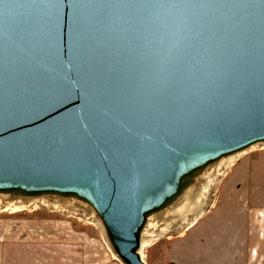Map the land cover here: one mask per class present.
<instances>
[{"label":"water","instance_id":"water-1","mask_svg":"<svg viewBox=\"0 0 264 264\" xmlns=\"http://www.w3.org/2000/svg\"><path fill=\"white\" fill-rule=\"evenodd\" d=\"M260 143L264 0H0V200L89 207L148 264L146 227Z\"/></svg>","mask_w":264,"mask_h":264},{"label":"rangeland","instance_id":"rangeland-1","mask_svg":"<svg viewBox=\"0 0 264 264\" xmlns=\"http://www.w3.org/2000/svg\"><path fill=\"white\" fill-rule=\"evenodd\" d=\"M255 183V186L253 185ZM264 196V148L240 156L222 177L208 211L187 229L170 233L145 248L148 264H216L220 248L230 246L232 212L236 197ZM0 220L18 223L28 229L32 239L47 246L46 251H29L28 258L115 259L101 231L89 220L58 208L31 206L0 211ZM219 228L223 237L219 235ZM51 246H56L51 247ZM38 254V256L35 255ZM116 260V259H115Z\"/></svg>","mask_w":264,"mask_h":264},{"label":"crops","instance_id":"crops-1","mask_svg":"<svg viewBox=\"0 0 264 264\" xmlns=\"http://www.w3.org/2000/svg\"><path fill=\"white\" fill-rule=\"evenodd\" d=\"M231 201L236 203V210L232 212L231 231L228 233L231 236L230 246L229 249L228 246L220 248L222 257L216 264H264V196L262 200L259 196L250 199L237 196ZM223 230L219 228L218 234L224 239ZM30 237L25 226L0 220V264H120L115 259H31L25 255L26 252H43L47 246L41 243L35 246L38 242L31 241Z\"/></svg>","mask_w":264,"mask_h":264},{"label":"bare ground","instance_id":"bare-ground-1","mask_svg":"<svg viewBox=\"0 0 264 264\" xmlns=\"http://www.w3.org/2000/svg\"><path fill=\"white\" fill-rule=\"evenodd\" d=\"M264 143L256 144L252 146L249 150H254L258 148H264ZM262 147H258L261 146ZM249 152L248 150L244 153H237L235 155L227 156L226 158L221 159L217 164H213L208 166L204 172L198 177L197 182L194 186L187 189L184 194L179 198V200L170 208H168L166 211H164L160 216L159 219L163 223L161 227L156 229H151L150 227H157V222L150 224L146 229L144 230V234L142 236L141 240V253L144 256L145 254V248L147 246H150L155 241L160 240L165 237V235L171 233V231L179 232L181 229L184 230L187 229L189 226H191L195 221L200 219V216L202 215V212L204 209L213 204L215 192L217 190V186L220 183L222 177L227 172V170L234 164V162L245 153ZM11 198H8L10 200ZM50 198H38V199H27V200H0V208H2L0 211H5L3 209H14L21 210L22 208H26L29 206H35V204H39L40 202H43L45 205H48L49 207H53L55 205L56 207L63 205L71 208L72 215H77L80 217H84V215L88 212H91V216H88V220L94 225L97 226V224L100 226L99 220L96 219L91 209L86 207H81L79 204H73V203H64L61 200L55 199V200H48ZM60 204V205H59ZM65 204L73 205L72 207H69ZM80 207L84 211H82V214L78 212V209L76 208ZM210 206V207H211ZM69 212V211H66ZM87 216V215H86ZM101 227V226H100ZM102 228V227H101ZM146 259V256H145Z\"/></svg>","mask_w":264,"mask_h":264}]
</instances>
